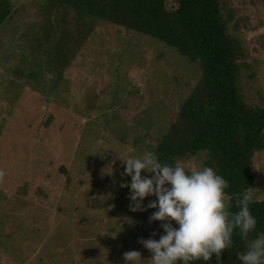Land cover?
Returning <instances> with one entry per match:
<instances>
[{"label": "rangeland", "instance_id": "obj_1", "mask_svg": "<svg viewBox=\"0 0 264 264\" xmlns=\"http://www.w3.org/2000/svg\"><path fill=\"white\" fill-rule=\"evenodd\" d=\"M11 2L13 18L0 27V264H124L132 250L149 259L140 239L165 234L149 219L157 197L131 210L120 154L152 152L201 68L160 40L99 21L56 80L57 15L47 0ZM225 2L246 53L241 83L249 102L264 103V0ZM179 165L202 168L197 158ZM253 174L250 192L264 199V150Z\"/></svg>", "mask_w": 264, "mask_h": 264}, {"label": "trees", "instance_id": "obj_2", "mask_svg": "<svg viewBox=\"0 0 264 264\" xmlns=\"http://www.w3.org/2000/svg\"><path fill=\"white\" fill-rule=\"evenodd\" d=\"M47 1L57 15L50 33L56 38H50L54 50L48 52L53 57L49 67L55 68L56 80L64 77L83 47L91 43L94 24L99 21L160 40L201 68V76L182 100L176 120L152 152L162 164L174 166L197 158L202 168L213 167L228 182L224 189L230 198L228 208L238 211V199L255 186L254 158L264 150V103L249 102L250 89L241 83L246 53L232 33L234 9L225 0ZM13 10L11 0H0V27L13 18ZM54 118L51 115L49 121ZM249 207L257 225L248 241L264 235V199H254ZM245 251L247 243L236 230L232 247L224 250L219 260L214 254L211 261L193 264H241L238 255Z\"/></svg>", "mask_w": 264, "mask_h": 264}, {"label": "clouds", "instance_id": "obj_3", "mask_svg": "<svg viewBox=\"0 0 264 264\" xmlns=\"http://www.w3.org/2000/svg\"><path fill=\"white\" fill-rule=\"evenodd\" d=\"M120 159L126 166L123 174L131 177L130 182L121 184L130 189L131 210H146L145 198L157 197L147 205L157 209L149 219L163 222L165 233L159 240L140 239L151 252L149 259H143L139 251H126L124 264H141L142 260L147 264H193L211 261L214 254L219 260L223 251L232 247L236 230L247 243V251L238 255L241 264H264V235L247 240L257 225L250 212V203L254 202L250 191L242 194L238 211L232 212L225 203L228 182L213 167L186 170L179 164H162L153 152L127 157L120 154ZM144 171L153 175H142Z\"/></svg>", "mask_w": 264, "mask_h": 264}]
</instances>
